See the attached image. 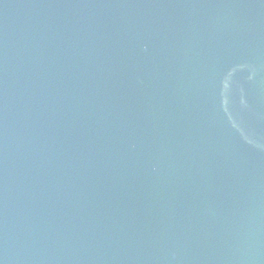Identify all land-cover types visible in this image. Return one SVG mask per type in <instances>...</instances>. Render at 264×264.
<instances>
[{
  "label": "water",
  "instance_id": "obj_1",
  "mask_svg": "<svg viewBox=\"0 0 264 264\" xmlns=\"http://www.w3.org/2000/svg\"><path fill=\"white\" fill-rule=\"evenodd\" d=\"M0 264H264V0H0Z\"/></svg>",
  "mask_w": 264,
  "mask_h": 264
}]
</instances>
